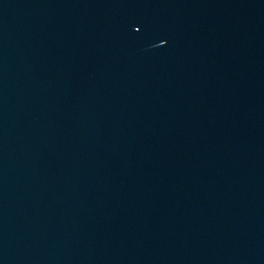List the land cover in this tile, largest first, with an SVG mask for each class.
I'll list each match as a JSON object with an SVG mask.
<instances>
[{"label": "water", "instance_id": "water-1", "mask_svg": "<svg viewBox=\"0 0 264 264\" xmlns=\"http://www.w3.org/2000/svg\"><path fill=\"white\" fill-rule=\"evenodd\" d=\"M0 264H264V0H0Z\"/></svg>", "mask_w": 264, "mask_h": 264}]
</instances>
